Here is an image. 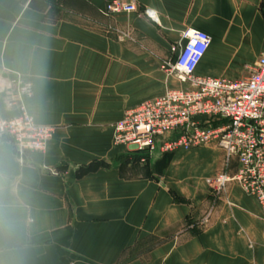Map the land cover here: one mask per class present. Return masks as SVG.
Wrapping results in <instances>:
<instances>
[{"label":"crops","instance_id":"crops-1","mask_svg":"<svg viewBox=\"0 0 264 264\" xmlns=\"http://www.w3.org/2000/svg\"><path fill=\"white\" fill-rule=\"evenodd\" d=\"M111 1L0 0V112L17 113L6 84L22 77L34 84L29 113L55 128L48 148L24 160L0 143L24 264H264L263 210L238 182L216 195L199 176L171 184L113 142L127 109L164 92L161 61L188 28L212 36L199 74L244 77L264 52V0H137L138 11L107 16ZM0 247L11 264L13 245Z\"/></svg>","mask_w":264,"mask_h":264},{"label":"built area","instance_id":"built-area-1","mask_svg":"<svg viewBox=\"0 0 264 264\" xmlns=\"http://www.w3.org/2000/svg\"><path fill=\"white\" fill-rule=\"evenodd\" d=\"M138 10L137 0H114L105 13L113 16ZM116 36L120 42L134 41L127 30L116 29ZM182 39L161 61L164 92L127 109L114 124L113 142L150 157L214 144L228 159L237 160L238 169L234 175L214 178L213 187L219 193L228 183L238 182L258 200L264 217V52L246 67L244 77H214L197 72L212 36L188 28ZM6 87L8 105L17 113L5 117L0 112V143L10 140L21 160L44 152L55 128L38 123L27 109L25 98L34 94L33 82L18 77Z\"/></svg>","mask_w":264,"mask_h":264},{"label":"rangeland","instance_id":"rangeland-1","mask_svg":"<svg viewBox=\"0 0 264 264\" xmlns=\"http://www.w3.org/2000/svg\"><path fill=\"white\" fill-rule=\"evenodd\" d=\"M114 28L115 27L112 28L113 30H109V32L110 34L112 33L113 36L114 34L116 36V29ZM131 42L134 43L133 41H130V43ZM149 60L150 59L145 58V62H148ZM149 75L150 73L145 74V78L146 76L149 77ZM157 75L159 77H162L163 73L159 72L157 74H153V76ZM146 86L149 87L148 83L146 84ZM113 123L111 124V126L113 125ZM128 160L132 162L136 160L142 161L145 164V171L148 169L150 173L151 170H153V172L155 171L157 173H160L162 177H159V179H163V177H166V179L171 184H174L176 181L179 183H187L188 180L185 181L186 177L199 176V178L201 179L200 182L202 183L201 186H204L209 192L213 194H217L218 192L213 187L211 183L212 180L224 173L234 175L238 169V166L235 167V159H228L226 153L214 144L180 152L178 155L174 156L159 155L153 158L147 155L140 154L138 158H129ZM168 171H170L169 174ZM199 189L200 187L197 186L196 192H198ZM223 189L221 190V192L223 191ZM213 198L215 199L214 195Z\"/></svg>","mask_w":264,"mask_h":264},{"label":"clouds","instance_id":"clouds-1","mask_svg":"<svg viewBox=\"0 0 264 264\" xmlns=\"http://www.w3.org/2000/svg\"><path fill=\"white\" fill-rule=\"evenodd\" d=\"M15 191V189H13ZM0 240H7L13 245L12 251L17 255L11 261V264H24L23 256V239L21 229L18 227L16 220L9 211V206L5 204L3 199V178L0 177ZM3 247H0V254L3 252ZM0 264H5V261L0 260Z\"/></svg>","mask_w":264,"mask_h":264},{"label":"trees","instance_id":"trees-1","mask_svg":"<svg viewBox=\"0 0 264 264\" xmlns=\"http://www.w3.org/2000/svg\"><path fill=\"white\" fill-rule=\"evenodd\" d=\"M90 169H92V166L87 167V168H81V169H79V171H80L79 174L82 175V174L88 172Z\"/></svg>","mask_w":264,"mask_h":264}]
</instances>
